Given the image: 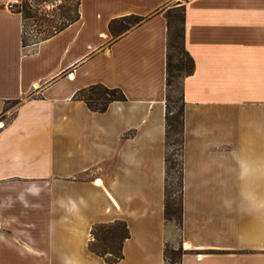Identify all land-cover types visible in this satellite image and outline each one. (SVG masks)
Wrapping results in <instances>:
<instances>
[{
  "label": "crops",
  "instance_id": "1",
  "mask_svg": "<svg viewBox=\"0 0 264 264\" xmlns=\"http://www.w3.org/2000/svg\"><path fill=\"white\" fill-rule=\"evenodd\" d=\"M18 0H0V264H104L93 226L123 221L119 264H165L167 22L174 0H81L80 18L23 47ZM183 84L181 264H264V220L229 212L241 182L231 153L264 167V0H189ZM146 20L114 40L109 24ZM101 84L126 102L98 114L74 100ZM37 95L36 97H33ZM264 193V177L254 181Z\"/></svg>",
  "mask_w": 264,
  "mask_h": 264
},
{
  "label": "trees",
  "instance_id": "2",
  "mask_svg": "<svg viewBox=\"0 0 264 264\" xmlns=\"http://www.w3.org/2000/svg\"><path fill=\"white\" fill-rule=\"evenodd\" d=\"M19 1V0H18ZM57 0H23L21 5L12 4L10 9L20 14L23 19V47L35 45L60 33L80 18V2L75 0L72 15L71 8L60 6L62 22L54 27L53 31L42 29L47 18L39 16L41 8L53 5ZM187 0L186 2H188ZM185 2V3H186ZM167 22V52H166V94H165V181H164V220L167 225H174L180 233L183 227V147H184V114L185 101L183 84L187 77L193 75L195 63L185 47L186 35V7L184 3L176 2L164 10ZM54 18V17H53ZM33 21L37 30L31 43L27 40L25 23ZM146 19L138 16H127L115 19L109 24V31L114 40L122 37L129 31L140 26ZM83 102L87 108L98 114L107 111L114 102H126L127 98L118 88H107L101 84L89 86L78 91L74 98ZM17 106L20 101L7 102L8 105ZM1 120H6L5 116ZM89 251L100 258L104 264H119L123 260V246L130 238L127 224L115 221L109 224H98L90 232ZM190 254L184 250L181 237L178 247L167 243L163 257L165 264H181L185 255Z\"/></svg>",
  "mask_w": 264,
  "mask_h": 264
},
{
  "label": "clouds",
  "instance_id": "3",
  "mask_svg": "<svg viewBox=\"0 0 264 264\" xmlns=\"http://www.w3.org/2000/svg\"><path fill=\"white\" fill-rule=\"evenodd\" d=\"M232 168L241 182L238 195L236 197L225 196L222 199V206L231 212L235 210L242 215L254 216L264 220V193L256 190L254 181L264 177V167L253 165L240 152L231 153ZM60 264H76L71 257L61 255Z\"/></svg>",
  "mask_w": 264,
  "mask_h": 264
},
{
  "label": "rangeland",
  "instance_id": "4",
  "mask_svg": "<svg viewBox=\"0 0 264 264\" xmlns=\"http://www.w3.org/2000/svg\"><path fill=\"white\" fill-rule=\"evenodd\" d=\"M187 0H174V2H180V3H185ZM23 2V0H19L17 2L18 5H21ZM75 0H57L54 2L53 5L50 6H46V8H41L40 12H39V16L47 18L46 22L41 23L42 24V29L45 30V26L47 28V31L52 32L54 27L59 26V24L62 22L61 19V12L59 11V7L60 6H64V7H70L71 8V15H72V9L74 6ZM54 17V18H53ZM37 30V28L35 27L33 21L29 20L25 23V32H26V37L27 40L29 41V43H31L33 41V39L35 38V31ZM37 95H34L33 97H36ZM17 106H14L12 104L8 105V110L5 114V119L6 120H1L0 123H8L12 117H13V113L14 110L16 109ZM173 231L175 233V238L173 239V241L171 242L173 247H178V240L180 237V233L178 232L177 228L173 225Z\"/></svg>",
  "mask_w": 264,
  "mask_h": 264
}]
</instances>
